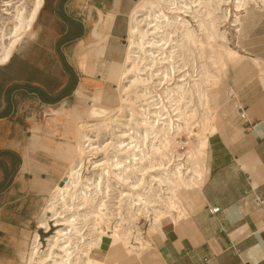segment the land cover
Masks as SVG:
<instances>
[{
  "label": "crops",
  "instance_id": "1",
  "mask_svg": "<svg viewBox=\"0 0 264 264\" xmlns=\"http://www.w3.org/2000/svg\"><path fill=\"white\" fill-rule=\"evenodd\" d=\"M130 2L43 0L32 39L0 66V264H26L40 202L74 161L75 144L65 143L84 106L96 94L117 105L109 72L124 61ZM244 17L237 43L250 58L231 64L251 60L250 74L208 136L205 179L185 205L195 200L175 223L162 221L143 263L264 264V3Z\"/></svg>",
  "mask_w": 264,
  "mask_h": 264
},
{
  "label": "bare ground",
  "instance_id": "2",
  "mask_svg": "<svg viewBox=\"0 0 264 264\" xmlns=\"http://www.w3.org/2000/svg\"><path fill=\"white\" fill-rule=\"evenodd\" d=\"M259 2L264 0L135 3L124 61L110 69L117 75V105L108 109L99 94L91 97L94 105L77 124L74 161L63 185L50 191L38 221L39 231L47 234L54 228V234L45 249L35 235L26 264H107L109 254L113 264L133 257L141 263L143 243L139 248L129 246V240L138 239L134 235L138 218L148 215L157 235L164 219L175 223L185 215V195L205 179L208 135L215 121L208 101L215 82L227 64L246 58L229 46L228 37L232 32L238 37L242 18ZM42 4L43 0H0V66L23 39L33 37ZM229 6L233 12L222 13V7ZM196 127V146L184 154L173 152L181 145V134L190 140ZM89 155L103 157L91 163L92 173L86 176ZM116 193L114 202L110 194ZM112 202H124L122 218L114 213L120 207ZM112 224V234L105 233L102 226ZM104 238L110 251L101 260ZM120 249L126 253L121 260Z\"/></svg>",
  "mask_w": 264,
  "mask_h": 264
},
{
  "label": "rangeland",
  "instance_id": "3",
  "mask_svg": "<svg viewBox=\"0 0 264 264\" xmlns=\"http://www.w3.org/2000/svg\"><path fill=\"white\" fill-rule=\"evenodd\" d=\"M136 2H139V0H132V2L129 3V6H131L132 9H133V7L135 6ZM250 8H252V5L250 6ZM222 9H223L222 13H223L224 9H229V10H231L233 12L232 6L222 7ZM35 27H36V24L33 27V31H34ZM224 28H227V27H221L222 30ZM227 29H229V28H227ZM230 34L232 35V37H231V35L228 37L229 38V46L231 48H233V49H237L238 51H240V44L237 43L238 39L236 40L237 36L235 38V35H234L233 32L230 33ZM239 40H240V38H239ZM28 41H29V38H27V39L25 38V39H23V41L21 43H25V42H28ZM234 41H235V43H234ZM236 45L239 46V47L237 48ZM246 57L250 58L249 56H246ZM251 63H252V61L249 60V59H245L243 61V63H241L239 65H234V64L229 63V64H227V72L225 74H224V72L220 71V73H221V75L219 73V78L220 79L215 82L214 94L211 95V97H210V99L208 101L209 102V107L211 109L210 110V115H213L214 116L213 119H215V121H213V123H216L218 121V119L220 118V113L233 108V104L234 103L230 99L233 98L232 94L236 93V89L235 88H237L238 84L240 82H242L243 79L244 80L247 79V77L249 76L250 71H248L246 68L247 67L248 68H252L253 64H251ZM213 67L215 68L216 66H213ZM242 67H244V68H242ZM109 79L114 81V84L112 86V90L110 89V94H111L112 97L116 98V100H117V93L115 91V88H116L115 85H116V80H117L116 73L110 71L109 72ZM230 95H232V96L230 97ZM93 105H94V102L92 101V103L85 105L84 109H86L88 111ZM165 105H166L167 109L168 110L170 109L169 111H171L170 103L167 102ZM105 107H107L108 109H115V107L114 108H111V107H108V106H105ZM200 112H201V110H200ZM78 123L79 122H77L76 124L72 125V127H70V134H72L73 137L69 138L68 141L65 144H70V143L71 144H75V139H76L75 138V133L77 132V124ZM193 132H194V134H193L194 137L191 136L190 140L184 134H181V139H180L181 145L179 146V148L175 147L173 149V152H176V150H177L178 153L184 154L186 151L190 150L191 147H195L196 144L198 143L197 137L195 135V134L199 133V130L197 129V127L194 128ZM207 133H208V131H207ZM212 133H214V129H211V134ZM188 141L192 142L193 145L192 144L189 145ZM57 152L59 154L61 153L60 151H57ZM90 156L91 155H89L87 157V160H89L90 163H87V160H86V165H85V169H84V175H86V176H88V175H90L92 173L91 172V166H92L91 163L92 162H99L102 159V157H103L101 155L91 156V157ZM59 177L60 178L65 177V171L60 173ZM62 182H63V180H62ZM62 185H63V183H62ZM114 186L115 185L113 184L112 187H114ZM119 190L123 191L124 193H129V191H127V188L124 189V187L122 188V186H120ZM117 194L118 193H116V195H112V196L110 194V198H112L113 196L117 197L118 196ZM195 197H196V194L192 195L191 198L188 199V202L186 203L187 204L186 205L187 211L190 208L189 206L192 205V201L195 200ZM48 198H49V194L46 196V198L43 201L40 202V205H39L40 209H39L38 213L36 214L35 218L33 219L32 223H31V227L29 229V234H28L27 246H26V249H25V257L28 255V253L30 251V247H31L32 241H33V239H34L36 234L39 235V242H40V244L42 245V247L44 249L46 248L47 239L54 234V228H51V232L47 233V234H43V232H44L43 230L39 231V229H37L38 221H39V219L42 216L43 208H44ZM113 198L115 199V197H113ZM116 200L117 199H115L114 202H116ZM118 200H119V198H118ZM122 201L125 202V199H122ZM124 202L117 203L118 205L114 204L112 202L115 206L112 203L110 204V205H112L114 207H117V206L120 207L119 209H116L115 212H114L115 214H120V215H118V217H120V218H122V216L125 215V213L123 212V209H125ZM146 217H148V215H145V217L141 216L140 218H138L139 220L137 221V224L135 225L137 232L134 233V235L136 236V239L138 238L137 239L138 241L137 240L135 241L134 238L129 240V246L139 248V247H141V244H139V243H143L144 251L148 252L149 249H150L149 245L151 244V249L150 250H151V252H154V250L152 249V248H154V246H153L154 237H152L154 235V233L150 229L151 228V222H150L149 218H146ZM165 223H171V221L169 219H167ZM113 224L111 226H109L108 228L105 225L102 226V228L105 230V233L112 234V231H113L112 226H113ZM53 225H54V223L50 222V226H53ZM109 251H110V249L108 247V240L104 238V243L102 245V254H100L99 258L101 260H104L106 254H108ZM144 251H143V254L141 253L140 260H139L141 262V264L143 263L142 260H143L144 256L146 255V253H144ZM117 254H118L117 257L120 258V260H121L122 256L126 257L125 251H123V250L121 251V249H120L119 252H117ZM149 257H151V256H148V258L145 260V263H143V264H148V263L150 264V263H153L155 261L154 257H151V258H149ZM124 259L122 261H120L118 264H134V263L135 264H139L137 262V260H136V257H133V258H131L129 260H124ZM113 262L114 261L111 259L110 254H109L108 258L106 259V263L107 264H113ZM128 262H130V263H128Z\"/></svg>",
  "mask_w": 264,
  "mask_h": 264
},
{
  "label": "built area",
  "instance_id": "4",
  "mask_svg": "<svg viewBox=\"0 0 264 264\" xmlns=\"http://www.w3.org/2000/svg\"><path fill=\"white\" fill-rule=\"evenodd\" d=\"M241 119H244V114L240 113V116H239ZM209 214L210 215H216L218 212H219V208H212V209H209L208 210Z\"/></svg>",
  "mask_w": 264,
  "mask_h": 264
},
{
  "label": "trees",
  "instance_id": "5",
  "mask_svg": "<svg viewBox=\"0 0 264 264\" xmlns=\"http://www.w3.org/2000/svg\"><path fill=\"white\" fill-rule=\"evenodd\" d=\"M7 154L8 153H6V152H1L0 153V159L3 158V157H5V156H7ZM0 167H2L1 164H0Z\"/></svg>",
  "mask_w": 264,
  "mask_h": 264
}]
</instances>
